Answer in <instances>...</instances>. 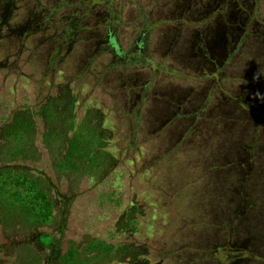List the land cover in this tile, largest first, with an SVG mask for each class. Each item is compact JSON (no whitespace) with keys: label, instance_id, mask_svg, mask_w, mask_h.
Here are the masks:
<instances>
[{"label":"trees","instance_id":"trees-1","mask_svg":"<svg viewBox=\"0 0 264 264\" xmlns=\"http://www.w3.org/2000/svg\"><path fill=\"white\" fill-rule=\"evenodd\" d=\"M179 2L167 17L147 22L146 27L135 26L142 30L132 55L122 53L118 44L115 47L111 31L108 39L117 54H126L120 58L127 62L124 67L142 60L143 70L151 69L153 76L163 68L159 82L165 87H209L208 96L218 98L207 114L206 104L193 110L186 97V112L181 107L165 117L153 137L138 144L126 140L127 148L135 152L144 142H157L156 157L143 165L157 167L163 179L144 189L154 190L153 204L161 215L166 210L175 215H160L158 237L140 239L142 222L133 211L145 206L141 201L124 209L114 225L117 236L85 235L80 241H68L64 251L40 241L45 253L39 249L37 235L50 233L37 228L52 223L56 212L65 211L77 195L73 178L102 179L117 164L106 152L108 141L115 142L109 135H99L92 126L79 123L73 111L58 107L77 103L78 95L59 94L41 106L42 102L16 107L0 120V224L10 260L0 258V264H264V14H258L264 0H256L255 9L246 15L241 7L235 10L241 25L218 27L192 21L189 16L197 8ZM223 11L221 17L228 18L230 13ZM156 29L163 34L162 62L143 49L145 41L148 48L147 33ZM215 36L220 37L218 44ZM141 53L146 55L142 59L134 56ZM42 111L60 119L39 133V124H45L39 118ZM173 127L178 130L162 148L159 139ZM39 143L55 174L67 180L66 192L31 165L41 158ZM104 163L108 169L99 174ZM165 232L169 235L162 237Z\"/></svg>","mask_w":264,"mask_h":264},{"label":"rangeland","instance_id":"rangeland-1","mask_svg":"<svg viewBox=\"0 0 264 264\" xmlns=\"http://www.w3.org/2000/svg\"><path fill=\"white\" fill-rule=\"evenodd\" d=\"M178 2L0 0V120L21 105L42 102L41 106L49 98L71 92L78 95V102L58 107L65 112L67 109L73 111L79 123L92 126L99 135H109L115 141L112 144L109 140L106 148L109 159L114 156L117 163L110 173L102 179L99 175L73 178L77 184L73 202L65 211L60 208L52 223L37 228V232L50 233L48 237L37 235L36 242L42 252L45 253L46 249L40 241L54 243L64 251L68 241H80L85 235L107 239L117 236L119 233H114V225L124 209L141 201L145 206L139 207V212L133 211L137 220L142 222L138 231L140 239L158 237L160 232L155 228L158 219L175 215V212L167 210L161 215L160 208L153 204L154 190L144 189L163 179L157 167L143 165V161L149 162L156 157L157 142H144L142 148L135 152L127 148L126 140L132 139L138 144V141L153 137L165 117L173 116L181 107H185L183 112H186V97L192 100L188 105L193 110L206 104L207 114L215 107L218 98L214 99L211 94L208 96L209 87H165L159 82L160 75L164 76L163 68L153 76L151 69L143 70L142 60L124 67L127 62L120 58H125L126 54H117L108 39L112 35L115 47L118 44L122 53L132 55L138 50L136 43L141 39L139 30L142 29L139 27H146L147 22L154 23L162 16L167 17L169 9ZM179 3L189 5V9L197 8L193 15H188L192 21L218 27L221 23L238 22L241 25L242 19H237L235 10L241 7L246 15L247 10L255 9L256 0H184ZM223 9L228 15L230 13L226 19L221 17ZM263 9L259 5L258 14L261 16ZM109 23L112 26L107 28ZM189 31L191 33V29ZM150 33L146 35L149 37L148 48L145 41L143 49L149 57L160 56V61L157 60L162 62V31L156 29ZM146 36L143 35L147 39ZM214 40L218 44L220 37L215 36ZM134 56L142 59L146 55ZM209 67L214 66L209 63ZM148 81L152 82L151 87H146ZM40 114L39 118L45 124H39V133L48 130L50 121L60 119L56 113L48 115L42 111ZM177 130L178 127H173L172 132L159 139L162 148L169 145ZM39 148L41 158L31 165L49 175L61 193L66 192L67 180L55 174L49 154L40 143ZM98 169L100 174L108 166L104 163ZM2 231L0 224V258L8 260ZM168 235L165 232L162 237Z\"/></svg>","mask_w":264,"mask_h":264}]
</instances>
